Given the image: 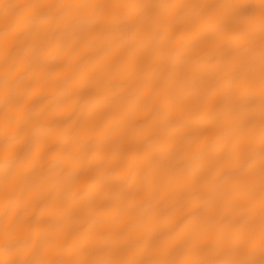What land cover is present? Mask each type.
<instances>
[{
	"label": "snow or ice",
	"instance_id": "obj_1",
	"mask_svg": "<svg viewBox=\"0 0 264 264\" xmlns=\"http://www.w3.org/2000/svg\"><path fill=\"white\" fill-rule=\"evenodd\" d=\"M0 264H264V0H0Z\"/></svg>",
	"mask_w": 264,
	"mask_h": 264
},
{
	"label": "bare ground",
	"instance_id": "obj_2",
	"mask_svg": "<svg viewBox=\"0 0 264 264\" xmlns=\"http://www.w3.org/2000/svg\"><path fill=\"white\" fill-rule=\"evenodd\" d=\"M52 104L56 110V115L58 118L62 120V123L60 124L59 130L62 132L66 128H71L73 124L77 120V116L79 113L77 112V115H74L71 117V119H64L67 115H69L72 112V107L69 104H59L57 105L56 100L52 99ZM157 113L154 112L150 105H141L138 107L135 111H133L130 116L127 119V122L124 126V128L120 127H114L112 130V136L118 137L121 136L122 133L126 134L129 138H134L137 142H140L143 140V138L150 134L152 131V125L153 122L157 118ZM101 133L99 131L96 132H90L88 134L87 139H94L95 137L99 136ZM142 147H146V144H142ZM119 145H113V150L118 148ZM90 149L100 150L103 148V145H97V144H91L89 145ZM74 163V162H73ZM111 164V161L105 162L104 165L100 167H95L91 170V176L93 177H99L103 173V168L107 167ZM126 171V170H124ZM121 170L118 169L117 173L114 174V176L106 178L105 182H110L111 180L115 179L116 176L120 175ZM135 173L133 172L132 175L128 177L129 181L132 180ZM76 187L83 188V191L81 192V196L84 198H87L89 195V192L91 190L89 185V179L88 175H84L80 178L79 184L75 185ZM188 211V207L185 205L184 202L177 203L174 208L171 209L170 214L176 217H179L186 213Z\"/></svg>",
	"mask_w": 264,
	"mask_h": 264
}]
</instances>
